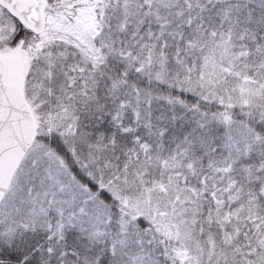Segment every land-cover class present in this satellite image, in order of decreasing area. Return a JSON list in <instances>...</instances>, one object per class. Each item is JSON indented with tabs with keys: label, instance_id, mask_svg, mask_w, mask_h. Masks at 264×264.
Wrapping results in <instances>:
<instances>
[{
	"label": "snow or ice",
	"instance_id": "obj_1",
	"mask_svg": "<svg viewBox=\"0 0 264 264\" xmlns=\"http://www.w3.org/2000/svg\"><path fill=\"white\" fill-rule=\"evenodd\" d=\"M0 264H264V0H0Z\"/></svg>",
	"mask_w": 264,
	"mask_h": 264
}]
</instances>
